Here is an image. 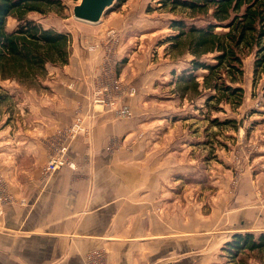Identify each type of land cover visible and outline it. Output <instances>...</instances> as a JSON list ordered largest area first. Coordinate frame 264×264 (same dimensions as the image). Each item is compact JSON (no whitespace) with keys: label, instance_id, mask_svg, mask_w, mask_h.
<instances>
[{"label":"crops","instance_id":"crops-1","mask_svg":"<svg viewBox=\"0 0 264 264\" xmlns=\"http://www.w3.org/2000/svg\"><path fill=\"white\" fill-rule=\"evenodd\" d=\"M133 11L119 14L120 28H113L119 38L116 75L124 82L132 67L122 58L135 48L132 42L140 49L144 35L131 32L132 26H126V34L125 24L139 17ZM109 19H102L94 34L67 28L68 61L48 64L41 87L2 82L15 92L8 107L0 106V174L11 196L0 213V264H86L94 250L102 255L99 264H228L223 243L235 232L264 231V209L245 192L246 183L236 192L220 186L206 203L192 197L183 201L174 186L177 137L148 143L153 123L144 95L123 94L131 117L95 113L90 133L70 142L67 158L73 167L42 171L61 141L58 131L77 111L88 110L105 55L104 43L92 37L112 28L106 27ZM161 127L169 133L174 125ZM113 140L119 147L106 151Z\"/></svg>","mask_w":264,"mask_h":264},{"label":"rangeland","instance_id":"rangeland-1","mask_svg":"<svg viewBox=\"0 0 264 264\" xmlns=\"http://www.w3.org/2000/svg\"><path fill=\"white\" fill-rule=\"evenodd\" d=\"M62 1L65 7L61 14L50 12L42 16L30 14V17L45 27L64 31L69 28L72 31L94 34L96 28L102 26V19L110 18L106 27L120 28L122 17L119 14H125L132 9L135 16L139 15L135 20L128 22L130 25L125 24L124 28L128 30L132 26L131 32L135 34L134 30H138L137 33L144 34L140 39L142 45L137 51L138 43H131L135 48L132 47L128 52L129 56L125 55L122 59L124 63L128 60L131 62L132 72L124 76L125 82V79H119L127 97L133 98L138 94L145 96L146 105L143 106L147 107L149 124L153 123L146 137L148 143L158 140L161 136L165 142L173 136L177 137L175 151L179 153L180 160L174 175L179 177V181L174 186L179 188L182 200H185L184 197H192L197 202L200 200L206 203L212 200L220 186H227L229 191L236 192L242 187L240 184L246 183L245 192L250 193L253 201L264 209V74L252 83L253 51L242 56L244 75L240 84L244 95L241 104L232 108L228 104L219 103L218 109L211 108L204 103L206 93L203 95L188 93L181 96L175 87L174 77L182 68L189 66L191 58V55L186 53L177 56L165 50L167 43L163 41L173 32L169 28L170 20L183 16L178 10L174 12L169 11L167 7H160L158 0H125L120 5L114 0L102 14L101 19L91 23L73 16V6L80 0ZM188 20L194 21L197 25L204 23L202 16ZM14 24L15 21L9 18L8 28ZM142 27L148 29L141 30ZM129 30L127 35H130ZM105 32L100 31L92 38L98 37V42L107 43ZM125 35L124 40L127 37ZM107 59H111V56H107ZM114 71L116 75V68ZM195 72L200 79L204 70L198 69ZM116 76L119 77L118 74ZM130 88L134 90L132 95L127 93ZM125 104L130 107L133 116L132 106L130 103ZM134 106L140 107L139 103ZM214 119L221 123H215ZM226 119L234 121L222 123ZM162 125L174 127L168 133L166 130L162 132ZM139 136L140 132L136 133L132 140L139 141ZM58 144L59 142L54 148ZM118 147L119 143L117 147L105 150L113 151ZM246 254L249 264H264V254L260 252ZM100 256L102 257L101 253ZM250 256L252 258H249Z\"/></svg>","mask_w":264,"mask_h":264},{"label":"trees","instance_id":"trees-1","mask_svg":"<svg viewBox=\"0 0 264 264\" xmlns=\"http://www.w3.org/2000/svg\"><path fill=\"white\" fill-rule=\"evenodd\" d=\"M125 0H116L120 5ZM160 7L185 16L172 18L173 31L164 39L166 52L191 55L189 66L174 77L181 96L203 95L205 105L218 109L219 103L238 107L244 95L241 82L242 56L253 51L252 83L264 74V0H158ZM62 0H0V82L8 80L25 88L42 86L48 64L68 61L69 32L45 27L30 14H61ZM202 16L203 24L190 18ZM15 21L8 28V19ZM220 28V29H218ZM208 57V60H207ZM204 70L199 76L196 70ZM264 89V85H263ZM14 98L0 83V106ZM215 123H221L213 120ZM226 119L222 123H232ZM221 250L232 264H249L248 254H264V231L235 232ZM254 257V256H253ZM249 258H252L251 256ZM256 258V256H255Z\"/></svg>","mask_w":264,"mask_h":264},{"label":"built area","instance_id":"built-area-1","mask_svg":"<svg viewBox=\"0 0 264 264\" xmlns=\"http://www.w3.org/2000/svg\"><path fill=\"white\" fill-rule=\"evenodd\" d=\"M107 43H104L103 48L105 55L103 56V65L101 68V78L92 86L88 98L86 112L80 110L74 114L71 123L58 131L60 136L59 144L51 150L46 164L43 166V172H52L61 166L67 165L73 167V163L67 158V152L71 140L77 135H88L91 131V121L96 112L100 111H113L117 116L128 117L132 115L130 107L122 100V95L125 93L122 89V83L119 77L115 75V59L114 45L119 41L116 31L113 28H109L105 32ZM91 44L88 48L93 49ZM107 56H111V59H107ZM133 88L128 90V94L132 95ZM118 146L117 141H111L105 147L107 150L113 149ZM11 196L8 194L2 175L0 174V213L3 206L9 203ZM101 258L100 253L96 250L91 251L86 256V264H99Z\"/></svg>","mask_w":264,"mask_h":264},{"label":"water","instance_id":"water-1","mask_svg":"<svg viewBox=\"0 0 264 264\" xmlns=\"http://www.w3.org/2000/svg\"><path fill=\"white\" fill-rule=\"evenodd\" d=\"M113 2L114 0H80L73 6V16L82 21L98 22Z\"/></svg>","mask_w":264,"mask_h":264}]
</instances>
